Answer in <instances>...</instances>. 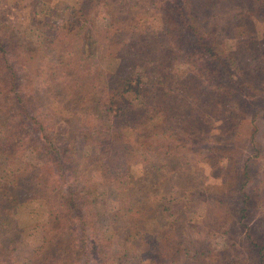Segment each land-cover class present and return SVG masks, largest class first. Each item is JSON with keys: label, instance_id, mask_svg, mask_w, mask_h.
Masks as SVG:
<instances>
[{"label": "trees", "instance_id": "trees-1", "mask_svg": "<svg viewBox=\"0 0 264 264\" xmlns=\"http://www.w3.org/2000/svg\"><path fill=\"white\" fill-rule=\"evenodd\" d=\"M50 1H29L38 39L0 23V264H20L16 213L35 199L47 218L26 264H264L248 231L264 224V0ZM218 15L231 39L216 38ZM245 117L261 161L235 149ZM205 153L217 189L188 174ZM209 207L247 257L184 230Z\"/></svg>", "mask_w": 264, "mask_h": 264}, {"label": "rangeland", "instance_id": "rangeland-1", "mask_svg": "<svg viewBox=\"0 0 264 264\" xmlns=\"http://www.w3.org/2000/svg\"><path fill=\"white\" fill-rule=\"evenodd\" d=\"M29 1L30 0H23V4L26 6H19L16 0H0V23L4 24H21L28 27L29 31L31 30V35L33 36V39L39 38V31L35 30L34 27L30 24V10H29ZM56 1H63L65 3H68L70 5H75L80 2V0H51V4ZM131 3H135L138 6H143L146 0H130ZM148 3L152 2L153 0H147ZM217 17V16H216ZM220 18L217 22L214 21L212 30L216 32V38L220 41L225 39H231L232 38V29H223V22L224 18L223 16H219ZM211 20V19H209ZM99 22L100 24H106L107 17L105 14H101L99 16ZM251 35L250 38L253 39V37L257 36L259 30L255 26H250V28L246 27ZM257 33V34H256ZM253 36V37H252ZM256 38V37H255ZM261 42V41H260ZM248 46H253V49H248L243 45L241 47V53L247 55L249 59L252 58L254 54H258L261 52V45L257 40L248 41ZM248 47V48H250ZM254 50V54H252V51ZM248 51H250L248 53ZM239 52V51H238ZM255 56V55H254ZM257 57V56H256ZM251 61H254L253 59ZM43 63L47 66H52L55 63V54L54 51L48 50L43 58ZM127 61L124 60V58L119 57V59L112 63L111 66H108L109 69H112L116 71L117 74L120 76L124 75L127 72ZM139 101V99H138ZM136 103V101H135ZM224 114L219 113L216 118V123H221L223 120ZM251 119L248 117L242 118L239 122L237 131L234 133L233 139L235 142L238 143V145L235 146V149L237 151H241V159H245L248 156H251L252 158L255 156L253 145L249 142L251 137ZM260 127H261V118H260ZM56 132H64L65 126L63 124H58L55 128ZM257 142L261 144V138L262 142L264 143V135L263 136H257ZM204 155H208V153H205ZM259 158H253L254 162L261 161V155H259ZM215 158H219L218 155L215 156ZM213 158L211 155H208V161L203 160L199 161L194 159L193 157L188 160V174L192 178H196V181H199V183L203 182V185H209L210 187L216 188L217 182L219 183V180L215 179L210 175V169L208 168L207 162H212ZM16 167V166H14ZM255 169L257 170V166H255ZM199 171H202V173L199 175ZM205 178V179H204ZM255 177L252 178V185L255 182ZM177 184V183H176ZM218 187V186H217ZM217 189V188H216ZM215 191V189L213 190ZM240 203L236 202L235 206V212L238 213V206ZM212 208H207V211L205 212L204 216L201 219H195L194 215L188 216L189 219L184 220L183 228L186 232H188L191 236H203V238L207 239L215 249H222L227 248L231 251V253L234 256L237 257H247L246 251L243 248L244 244L240 246V244L243 241H238L237 237L242 236V234L238 235L236 234V231H232V229L228 230V233H221L220 228H222L223 223V213H220L218 215V220L212 223L211 213ZM17 223L19 228H23V231L21 233L20 238V245L16 249V259L20 264H26L28 260H30L29 256L31 254V250L33 249L36 237L38 236L39 229L41 225L46 221V207L43 201L35 199V200H29L27 202H24L22 205H20L17 209L16 213ZM191 218H194L197 221L191 220ZM232 222L238 224V218L233 216L231 219ZM212 223V224H211ZM249 233L252 236V239L256 242H261L264 240V224L261 221L260 218H253L249 223Z\"/></svg>", "mask_w": 264, "mask_h": 264}]
</instances>
